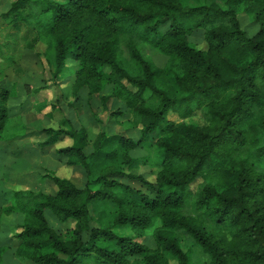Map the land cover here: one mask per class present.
I'll list each match as a JSON object with an SVG mask.
<instances>
[{"label":"trees","instance_id":"1","mask_svg":"<svg viewBox=\"0 0 264 264\" xmlns=\"http://www.w3.org/2000/svg\"><path fill=\"white\" fill-rule=\"evenodd\" d=\"M240 12L251 15L255 33L242 27ZM0 22L9 28L0 39L4 68L16 64L21 42L27 50L44 43L49 82L59 85L75 68V101L86 97L88 107L99 96L110 117L130 114L124 122L140 131L138 139L111 136L93 111L80 128L64 117L38 130L46 136L40 145L56 146L87 180L81 187L45 169L55 193L10 190L11 202L0 204V264H169L171 257L193 264L188 238L208 264H264V0H14ZM197 33L207 48L192 41ZM141 43L168 56V70L153 67ZM48 87L46 80L35 90ZM11 97L0 85V133ZM196 109L205 124L170 118ZM88 126L99 129L93 139ZM156 133L154 156L132 155ZM134 165L159 170L150 180ZM200 177L206 181L194 192ZM106 206L111 223L93 226V212ZM10 216L23 218L9 236ZM56 220L74 224L58 232ZM155 220L152 248L145 236ZM3 235L12 262L4 260Z\"/></svg>","mask_w":264,"mask_h":264},{"label":"rangeland","instance_id":"2","mask_svg":"<svg viewBox=\"0 0 264 264\" xmlns=\"http://www.w3.org/2000/svg\"><path fill=\"white\" fill-rule=\"evenodd\" d=\"M13 1L0 0V13L7 11ZM239 18L242 27L249 34L255 33L256 30L252 25L251 15L247 12H240ZM166 28L167 26L163 30L165 31ZM8 31V25L0 22V39ZM191 39L197 47L207 48V43L202 34L197 33L191 36ZM2 41L0 40V44ZM139 47L144 55L149 58L153 67L163 71L168 70V56L161 54L148 43H141ZM45 51L46 45L44 43H39L35 50H27L23 47V42H21L14 54L16 59L15 65L4 68L0 59V85L7 86L12 91V97L8 102V106L10 107L9 119L4 130L0 133V204L11 202L10 190L13 189H32L55 193L57 186L48 178L43 177L45 169L58 171L59 175L72 179L81 187L85 186L87 180L86 173L83 174L81 170L65 166V159L55 153L56 146L43 148L40 145L45 138L42 135L37 136V131L43 127H57L60 119L66 117L70 119L76 128H80L83 123L88 124L87 116L90 114L89 111H93L103 120L101 127L106 129L111 136L121 133H126L134 139H138L140 136L138 129L133 127L132 124L124 122L131 117L130 114L119 120L110 117L109 111L103 110L99 96H95L90 104L91 106L88 105V107L86 97L77 101L74 100V97L71 95V84L74 77L71 75L72 73L74 75L75 68L65 73L64 78L65 76L66 78L59 85H53L52 82H49V69L51 66L47 62ZM120 61L128 65L132 71H135V68L129 65V61L123 56H120ZM46 80L49 84L48 88L35 90L38 87H42ZM111 91V86L106 87L101 94H108ZM56 99L60 101L56 107H52L51 104L56 102ZM70 101L73 104H70ZM112 104L113 99L109 101V106H112ZM50 113L52 116H49ZM170 118L176 121L196 122L201 125L206 123L202 109H196L191 116L185 119L172 112L170 113ZM88 128L89 136L93 139L99 129L93 126H88ZM156 138L157 133L152 135L150 144L133 150L131 152L132 155L142 159L154 156ZM115 142L116 139H113L112 143ZM158 170L151 168L149 165H134L132 168L133 172L142 173L150 180L155 178V173ZM205 181L206 178L200 177L191 188L194 192H197ZM46 214L51 220L55 218V215L49 210L46 211ZM113 215L114 210L107 206L101 208L99 211H94L92 225L101 226L110 224ZM22 218L17 216L7 218L6 221L11 227L9 236L19 232V224L22 222ZM73 224L72 221L61 224L56 220L54 221V228L58 232H64ZM159 225V220H155L153 226L146 232L145 242L152 248L156 246L152 233ZM120 232L131 233L132 230L131 228H122ZM84 237L87 239L88 234L85 233ZM1 243L7 246L4 260L8 259V262H12V258L9 257L11 255L9 254L10 247L12 246L11 241L6 240L3 235ZM187 243L192 248L193 264H208L210 258L204 250L195 244L192 239L188 238ZM169 261V264H178V261L173 257ZM26 264H30V262Z\"/></svg>","mask_w":264,"mask_h":264},{"label":"crops","instance_id":"3","mask_svg":"<svg viewBox=\"0 0 264 264\" xmlns=\"http://www.w3.org/2000/svg\"><path fill=\"white\" fill-rule=\"evenodd\" d=\"M9 113H10V107H9ZM43 128H44V127H43ZM30 132H31V131H30ZM28 134H29V133H28ZM41 135L44 136V138H46L45 134H39V133L37 134V136H41ZM40 139H41V138H40ZM44 140H45V139H44ZM44 140H42V141H44Z\"/></svg>","mask_w":264,"mask_h":264}]
</instances>
